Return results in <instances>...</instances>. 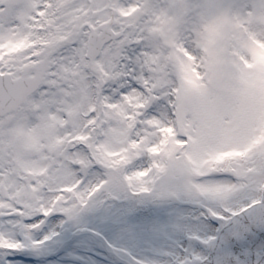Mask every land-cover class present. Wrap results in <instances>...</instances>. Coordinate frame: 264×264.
<instances>
[{"label": "snow or ice", "instance_id": "snow-or-ice-1", "mask_svg": "<svg viewBox=\"0 0 264 264\" xmlns=\"http://www.w3.org/2000/svg\"><path fill=\"white\" fill-rule=\"evenodd\" d=\"M0 264H264V0H0Z\"/></svg>", "mask_w": 264, "mask_h": 264}]
</instances>
